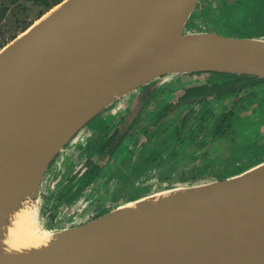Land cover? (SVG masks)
<instances>
[{"label": "water", "instance_id": "1", "mask_svg": "<svg viewBox=\"0 0 264 264\" xmlns=\"http://www.w3.org/2000/svg\"><path fill=\"white\" fill-rule=\"evenodd\" d=\"M200 2L62 0L0 48V180L30 170L38 209L51 162L118 99L149 90L169 75L218 72L264 79V39L211 29L185 32ZM171 21L181 41L208 35L213 43L159 56L152 50L154 34ZM131 78V89L78 123L77 107ZM138 111H131L125 129ZM10 187L0 191V215ZM186 187L195 195L137 215L105 218L112 208L78 226L50 229L79 234L31 264H264V167ZM94 221V229L83 232Z\"/></svg>", "mask_w": 264, "mask_h": 264}, {"label": "rangeland", "instance_id": "2", "mask_svg": "<svg viewBox=\"0 0 264 264\" xmlns=\"http://www.w3.org/2000/svg\"><path fill=\"white\" fill-rule=\"evenodd\" d=\"M21 2L26 7V12L32 16L38 13L40 8L36 7L32 0ZM207 3L210 7L209 15L204 7ZM205 29H211L224 36L264 39V0H201L187 20L185 32ZM21 32L20 29H11L9 21L3 20L0 23V42H6L4 44L6 45ZM193 74L169 75L159 81H153L155 83H151L153 85L149 90H143L145 96H138V93L135 95V101L130 104L131 106L124 104L129 99V94L115 101L89 121L65 146L67 148L69 146V149L77 148L67 154L77 164L87 159L78 147H72L73 144L77 145L78 141V145L85 146L88 149L87 154L93 156V147L98 141L96 139L102 137L104 139L106 136L102 134L104 129L114 128L113 139L123 138L124 135L125 138L106 162L108 156L98 161V170L94 176L96 180L92 185L82 187L87 177L72 185L73 187L78 185L82 190L76 197L75 192L78 191L68 187L71 183L64 185L62 181L59 185L50 183L52 186H59V191L65 193L61 195L60 200L57 194L47 196L49 188L46 189L45 185L49 184L41 187L38 209L36 200L29 195L33 199L31 200L38 227L51 231L50 229L60 230L78 226L95 217L92 213L95 211L94 207H105L110 210L117 205L128 203L126 201H134L138 196L145 197L177 188L175 186L186 187L225 179L259 164L261 161L257 163L259 160L255 161L251 157L258 158L262 156V152L251 149L246 154V149L255 146L264 152V136L260 134V130L261 132L264 130V81L252 88L244 86L237 93L228 96L207 99L203 106L190 105L187 110H181L171 116L152 133L148 129L146 135L141 134L140 129L154 118L173 94L198 79L202 81L205 78V74L202 76ZM136 108L142 110L138 111L139 115L134 118V120L138 118L136 123L130 131H126L127 133L120 132L121 121L125 118L126 122L131 111ZM240 110L243 111L241 120L232 119L229 125L222 127L218 133L213 132L216 123L226 112L229 111V116H232L238 114ZM83 135L85 137L80 138ZM144 141L145 145L140 146ZM62 153L61 150L54 162ZM65 156L62 155V159ZM242 156L250 157L239 159ZM54 162L46 172L45 183H48L52 170L53 172L57 170L53 167ZM62 169L63 167L60 170ZM223 176L226 177L220 178ZM169 185L174 187L167 188ZM74 197L75 199L71 200ZM50 211H56V220H52L50 215L47 216Z\"/></svg>", "mask_w": 264, "mask_h": 264}, {"label": "bare ground", "instance_id": "3", "mask_svg": "<svg viewBox=\"0 0 264 264\" xmlns=\"http://www.w3.org/2000/svg\"><path fill=\"white\" fill-rule=\"evenodd\" d=\"M169 23L162 30H159L157 34H154L152 50L159 56H168L166 55L167 50L173 51L175 47L182 49V51L202 50L213 43V39L208 35H198L181 41L174 31V22L171 21ZM261 73H264V71H261ZM133 86L134 82L131 78L123 80L121 84H112L110 88L92 96L93 102L89 106L76 108L74 115L78 123H82L88 116L108 104L111 100L127 92ZM20 149H24V146L18 143V157L23 156L19 151ZM262 167H264V162L251 167L245 172H255ZM31 175L30 170L21 171L3 175L0 180V191H3L6 186H11V197L6 198L4 196L3 204L6 209L0 215V264H31V261H35L37 257H42L57 247H61L69 241H74L79 234L78 230L51 232L52 230L48 231L38 227L32 203L33 199L29 197L30 192L34 189ZM194 191L195 189L188 187H177L147 195L134 201L117 205L107 213L105 218L137 215L143 209H154L175 200L194 196ZM96 224V221L89 223L83 232L92 231Z\"/></svg>", "mask_w": 264, "mask_h": 264}, {"label": "trees", "instance_id": "4", "mask_svg": "<svg viewBox=\"0 0 264 264\" xmlns=\"http://www.w3.org/2000/svg\"><path fill=\"white\" fill-rule=\"evenodd\" d=\"M22 0H0V23L3 20H8L10 23V28L13 30H25L28 26L32 24L34 20L39 18L44 12L48 11L50 8H52L54 5L58 4L61 0H32L34 5L36 7H39V11L36 15L32 16L29 12H26V7L21 2ZM31 1V0H30ZM12 5V6H10ZM205 11L208 13L210 12V7L209 4L207 3L205 6ZM24 14L22 17L21 15ZM207 15V16H208ZM17 28V29H16ZM207 30V29H205ZM241 37V36H237ZM6 42H0V48L5 44ZM192 75L193 73H189ZM196 75L202 76V75H208V77L205 76V78L198 79L195 83L190 84L188 86H185L183 90V94L179 97V102L177 104H172L171 99L166 102V104L161 107V109L158 111V113L154 116L150 122L145 124L140 130L141 134L144 133L145 135L148 133L147 129L149 125H154V129L152 131H155L156 128L159 126L163 125L168 119H170L171 116L174 114H178L181 112V110H187V108L190 105H201L204 103V101L207 100V96L209 95H215L214 98L216 97H224L228 96L234 93H237L238 90H241V88H244V86L247 85H252L255 83H258L259 81H262L264 79H255L250 75H237V74H230V73H218V72H211V73H194ZM193 74V75H194ZM213 74H223L228 76V79H224V81H221L222 78L216 77L212 75ZM211 75V76H210ZM243 79H247V82L241 83ZM173 110V111H172ZM171 112V113H170ZM139 115V114H138ZM170 115V116H168ZM189 115V113H188ZM166 118V120L163 121V119ZM138 119V118H137ZM137 119H135L131 125H129L128 129H130L134 126L136 123ZM163 121V122H162ZM230 123V117H229V112H226L223 117L220 118V120L216 123V126L213 129V132L216 131V133L219 132V130L223 127H226ZM158 125V126H157ZM215 133V134H216ZM123 138H120L113 146L111 149H108L107 153L108 155H112L115 153L122 140L125 138V135L122 136ZM114 135L111 136L108 140L107 143L101 146V150L106 149L108 144L113 140ZM256 161V160H255ZM264 161V160H259L257 161ZM256 164V163H255ZM254 165V164H253ZM87 175V181L84 183L82 187H88L89 185H92L93 181L96 180L94 176H96L95 171L98 170L97 166L92 168ZM226 176L220 177V178H225ZM174 187V185H169V187ZM78 190H81L80 188ZM80 193V192H79ZM78 193V194H79ZM77 194V195H78ZM76 197V196H75ZM141 196L136 197L139 198ZM60 200V198H58ZM125 202V201H124ZM113 207V206H112ZM109 208H105L107 210ZM52 220H55V217L51 218Z\"/></svg>", "mask_w": 264, "mask_h": 264}, {"label": "flooded vegetation", "instance_id": "5", "mask_svg": "<svg viewBox=\"0 0 264 264\" xmlns=\"http://www.w3.org/2000/svg\"><path fill=\"white\" fill-rule=\"evenodd\" d=\"M209 74H207V75H205V76H208ZM211 76V75H210ZM213 76H215L214 78H216V77H220V78H222L221 79V81H224V79L226 80V79H228V76H226V75H223V74H213L212 75V78H213ZM262 81H264V80H262ZM262 81H259L258 83H260V82H262ZM245 82H247V79H243V81H241V83H245ZM258 83H255V84H252V85H247V86H245V87H249V88H252V87H255ZM143 90H144V88H140V89H137L135 92H133V93H131L130 94V96H129V99L127 100V101H125L124 102V104H128L129 106H131L130 104H132L133 103V101H135L134 100V98H135V95L138 93V96H143L144 95V92H143ZM239 91V90H238ZM180 92H181V94H180ZM180 92H176L175 94H173V96H172V98H171V102H172V104H177V102H179V97L183 94V90H180ZM236 95H238V94H236ZM145 96V95H144ZM214 96L215 95H209V96H207V99H212V98H214ZM126 102H128V103H126ZM125 107V106H124ZM123 107V108H124ZM126 108H127V106H126ZM142 111V110H141ZM140 111V112H141ZM173 111V110H172ZM229 112V111H228ZM171 113V112H170ZM243 111L242 110H240L239 112H238V114H233L232 116H229L230 117V120H232V119H236V121H239V120H241L242 118H243ZM126 117V116H125ZM180 119V118H179ZM180 121V120H179ZM178 121V122H179ZM125 118H124V120L123 121H121V123H120V132H126V131H128L129 129H128V127L125 129ZM86 126V125H85ZM264 126V125H263ZM84 128V127H83ZM153 128H154V125H149L148 126V129H150L149 131H150V133H152V130H153ZM87 129V128H86ZM86 129H85V131H86ZM148 129H147V131H148ZM102 131V130H101ZM103 133V136L104 135H106L105 136V138L103 139V137H102V139L101 138H98V139H96V140H98L97 141V143H95L94 144V147H93V150H94V155L93 156H89L88 154H87V150L88 149H86V147L85 146H81L80 148H78V150H80L81 152H83L84 154H85V157L87 156V159L85 160V161H81V163H80V165L79 166H76L75 168H74V171L73 172H67L65 175H64V172H61V174H58L61 170V168L59 167V165L62 163V161H63V159L64 160H66V161H70L69 159H67V158H69L68 156H67V152H69V151H71V149H67V147H64L63 149H62V155H66L63 159H62V155L54 162V160L58 157V155L55 157V159L52 161V162H54L53 163V167H55V168H57V170L55 171V172H53V170H52V173H50L49 174V181H48V183H45V177H44V179H43V187H44V185L45 184H49V186H46L45 185V188L47 189V187L49 188V190H48V194H47V196H49V197H51V196H53V195H55V194H57V196H58V198H61V195L63 196V194H65V193H63L62 191H59V188H58V186H52V185H50V183H55V185H59V182H61L62 181V184H64V185H68L69 183H71V186L69 185L68 187H70V188H72L73 186V184L75 183V182H81L83 179H85L86 177H87V175L89 174V172L91 171V170H93L92 168L93 167H95V166H99V160L100 159H102V158H104L105 156H108L107 157V159L105 160V162L109 159V156L110 155H108V153H107V151H108V149H111L112 148V146L120 139V137L119 138H115V139H113L111 142H110V144H108V146L106 147V149H104V150H101V146L102 145H104L105 143H107V140L111 137V136H113L114 135V128H112V129H110V130H103L102 131ZM127 133V132H126ZM260 134L261 135H263L264 136V130L261 132V130H260ZM82 137H85V135H83V136H81L80 138H82ZM141 141H142V139H141ZM74 145L75 144H73L72 145V147H74ZM142 145H145V141L144 142H141V144H140V146H142ZM147 145V144H146ZM250 146H252L253 145V143L252 144H249ZM66 146V145H65ZM249 146V147H250ZM135 148H136V151H137V149H138V146H137V143H136V146H135ZM251 149L252 150H254V149H257V150H260L261 152H262V156H258V158H255V157H251V158H253L254 160H264V152H263V149H261V148H258V147H256L255 148V146H253L252 148H247L246 149V154H248V152L249 151H251ZM67 150V151H66ZM138 151H140V150H138ZM250 157V156H249ZM249 157H244V156H242V157H240L239 159H244V158H249ZM62 159V160H61ZM51 162V163H52ZM262 162H264V161H261L260 163H262ZM250 169V168H249ZM249 169H247V170H249ZM246 170V171H247ZM58 175H60V177L58 176ZM62 175H64L63 176V179H62ZM84 185V184H83ZM73 188H75L76 189V191H78V192H75V196L79 193V192H82V190H78L79 189V187H78V185H75V187H73ZM66 189V188H65ZM81 189V188H80ZM67 190V189H66ZM72 199H75V197L74 198H71V200ZM127 202V201H126ZM120 203H122V202H120ZM67 204H70V203H67ZM94 209H95V211L94 212H92L93 214H95L94 216H98V215H100V214H102V213H104V212H106V211H108L109 209H107V210H105L104 211V209H105V207H97V208H95L94 207ZM93 209V210H94ZM81 213V212H80ZM89 213V212H88ZM77 214H79V213H77ZM92 214V215H93ZM50 215V216H49ZM71 215V214H70ZM47 216H49L50 218H52V217H55V220L57 219L56 217H57V213H56V211H50V212H48V215ZM48 217V218H49ZM75 218V217H74Z\"/></svg>", "mask_w": 264, "mask_h": 264}, {"label": "crops", "instance_id": "6", "mask_svg": "<svg viewBox=\"0 0 264 264\" xmlns=\"http://www.w3.org/2000/svg\"><path fill=\"white\" fill-rule=\"evenodd\" d=\"M79 131H80V130H79ZM79 131H78V132H79ZM78 132H77V133H78ZM75 135H76V134H75ZM75 135H74V136H75ZM74 136H73V137H74ZM68 143H69V142H68ZM75 143H76V142H75ZM78 143H79V141L76 143L77 145H74V147H78V148H80V147L82 146V145L79 146ZM66 145H67V144H66ZM67 149H69V146H68ZM74 149H77V148H73V149H71V151L74 150ZM66 151H67V150H66ZM67 154H69V152H67ZM69 156H70V155H69ZM67 159H69L70 162H68V161H66V160L63 159L62 163L59 165L60 168L63 167V169H62L61 171L64 172V175H65L67 172H73V171H74V168H75L76 166H79L80 163H81V162H80L79 164H77L76 161H75L71 156H70L69 158H67ZM49 166H50V165H49ZM48 168H49V167H48ZM47 171H48V169H47ZM47 171H46V172H47ZM61 171H60V172H61ZM64 175H62V179H63V176H64ZM45 176H46V173H45ZM45 176H44V177H45ZM58 176L60 177V175H58ZM43 179H44V178H43ZM42 183H43V181H42ZM59 184H61V183L59 182ZM41 187H43V184L41 185ZM58 187H59V186H58Z\"/></svg>", "mask_w": 264, "mask_h": 264}]
</instances>
